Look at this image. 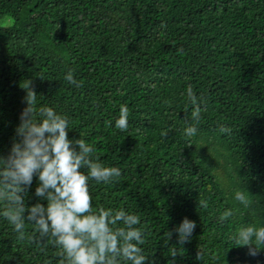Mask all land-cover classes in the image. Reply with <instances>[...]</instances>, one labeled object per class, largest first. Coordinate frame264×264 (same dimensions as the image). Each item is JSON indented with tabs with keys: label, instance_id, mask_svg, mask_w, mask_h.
Returning a JSON list of instances; mask_svg holds the SVG:
<instances>
[{
	"label": "trees",
	"instance_id": "trees-1",
	"mask_svg": "<svg viewBox=\"0 0 264 264\" xmlns=\"http://www.w3.org/2000/svg\"><path fill=\"white\" fill-rule=\"evenodd\" d=\"M69 70L81 87L64 78ZM29 82L37 116L53 108L69 139L121 170L108 184L89 179L93 210L141 218L146 264H264V249L252 257L230 239L264 227V0H0L2 157L19 139ZM121 104L124 131L115 127ZM38 184L34 176L23 194L28 207L47 205ZM184 217L196 228L180 244L174 229ZM24 231L18 238L0 216V264H61L57 245L32 239L35 225L26 220Z\"/></svg>",
	"mask_w": 264,
	"mask_h": 264
},
{
	"label": "clouds",
	"instance_id": "clouds-1",
	"mask_svg": "<svg viewBox=\"0 0 264 264\" xmlns=\"http://www.w3.org/2000/svg\"><path fill=\"white\" fill-rule=\"evenodd\" d=\"M64 78L81 87L71 70ZM24 88L27 106L20 113L16 129L19 139L12 143L7 157L0 156V216L13 226L20 239L25 235L26 220L35 225L39 240L32 239L39 244L47 238L57 245L61 249V264H146L148 256L142 248L144 233L137 227L141 218L124 209L93 210L89 179L108 184L121 176V170L100 162L96 149L84 139H69L67 118L53 108L41 107L37 116L34 111L37 94L30 82ZM187 97L193 106L192 118L198 121L200 106L191 85L187 87ZM128 117V107L121 104L115 127L127 130ZM220 131L230 133L231 129L222 126ZM196 132L193 125L185 129L188 136ZM82 168L87 169V174ZM34 176L39 180L35 194L47 201L46 206L25 204L23 194L31 187ZM235 199L245 206L250 203L240 191ZM199 203L208 206L206 201ZM230 216L232 211L226 210L220 220ZM195 228V221L184 217L174 229L178 243L189 242ZM166 235L170 239L173 232ZM230 239L235 246L247 247L248 254L256 257L264 249V227H240ZM201 258L199 252L198 259Z\"/></svg>",
	"mask_w": 264,
	"mask_h": 264
}]
</instances>
